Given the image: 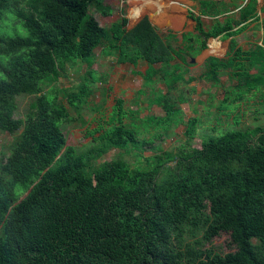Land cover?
Here are the masks:
<instances>
[{
  "label": "trees",
  "instance_id": "trees-1",
  "mask_svg": "<svg viewBox=\"0 0 264 264\" xmlns=\"http://www.w3.org/2000/svg\"><path fill=\"white\" fill-rule=\"evenodd\" d=\"M18 1L0 0V25L10 10L28 32L25 38L0 33V132H19L0 164V264H239L238 255L249 248L245 213L264 179V128L238 127L236 114L254 102L264 115V46L244 51L232 38L258 20L253 3L238 10L237 20L219 22L228 6L199 0L198 14H190L193 31L177 33L159 31L146 16L129 30L125 17L100 29L88 7L108 15L101 0H25L23 8ZM201 16L215 20L207 31ZM211 37L230 39L228 51L222 58L208 56L202 77L212 86L223 74L235 78L217 106L233 128L197 149L190 143L199 120L191 118L185 143L163 150L160 142L185 102L173 91ZM98 48L118 65L149 64L143 73L132 72L142 78L139 97L163 115L140 117L117 98L109 113L87 125L82 109L91 87L105 83L93 69ZM175 60L183 69L168 75L166 92L155 96L154 65ZM77 63L85 71L63 93L75 114L71 121L101 146L122 150L95 168L65 147L61 123L69 116L52 89L44 90ZM17 95L31 96L24 119L14 116ZM132 150L141 154L133 166L124 158ZM144 151L151 156L143 157ZM258 151L260 175L244 176L241 162ZM222 234L228 235L226 252L213 244ZM252 262L264 264V256Z\"/></svg>",
  "mask_w": 264,
  "mask_h": 264
},
{
  "label": "rangeland",
  "instance_id": "rangeland-1",
  "mask_svg": "<svg viewBox=\"0 0 264 264\" xmlns=\"http://www.w3.org/2000/svg\"><path fill=\"white\" fill-rule=\"evenodd\" d=\"M128 1L130 0H101L103 5L111 9V13L102 16L96 13L92 7H88V16L91 22L100 29L107 28L111 23L118 21L121 17H125L127 19L125 28L129 30L139 19L146 16L150 23L161 32L166 30L177 33L193 31L194 22L191 20L190 14H196L195 7L199 0H165L162 19L158 16H153L155 14L154 9H156L153 6V11L144 12L134 22H130L127 17L129 9ZM238 1L232 0L231 5L235 8ZM179 3H183L184 5L182 6ZM15 5L16 7L23 8L25 7V0H19ZM12 15L14 16V14ZM13 16H11L10 10L6 11L4 21L0 25V33L4 31L9 37H27V30L23 27L21 21L14 19ZM175 18L177 23L173 21ZM228 18L237 20L236 13L220 17V22H224ZM202 22L204 29L207 30L214 24L213 20L205 17H202ZM237 35L239 36L235 38L236 45L244 51L254 47L256 44L254 42H257L260 38V43L264 44V29H254L252 32L246 30ZM213 40L217 43L215 46L217 48H213L212 50L211 44L214 42ZM229 41L230 39L211 37L207 40L202 56H196L189 60L190 65L187 66V72L182 73L183 80L176 84L175 91H173V94H182L185 102L178 104L181 114L172 124V129L160 142V147L163 150H175L185 143L184 132L191 118L199 120L194 138L190 143L192 147L197 149L200 148L203 141L210 137H218L233 128L230 125V119L226 117L224 112L218 110L217 106L224 91H228L235 85V78H228L223 74L219 77L220 83L217 86H212L202 77L204 62L202 59H205L204 55L206 57L215 56L222 58L228 51ZM101 51V48L95 50L96 61L93 69L98 72L99 76H104L105 83H94L91 87L90 94L85 103L87 106H84L82 109L83 117L88 122L87 125L92 128L94 126L92 119L109 113L117 98L123 99L125 109H137L140 117L146 118L148 116L163 115L161 108L155 105L149 106L144 99L139 97V92L142 88L140 75L133 73L131 67H124L130 65H118L112 62L110 58L103 57ZM176 64L179 67H175ZM154 67L159 70L158 76L155 78L154 93L155 96L162 95L166 92L165 78L168 75L174 76L178 74L183 69V66L178 60H175L167 64H156ZM139 68L142 69V67ZM84 71L85 67L80 63H77L75 66L67 65L63 76L48 87H45L44 90L52 89L53 94L56 95L57 104L61 107L63 106L64 112L69 116L67 121L63 118V122L61 123L65 147H71L74 155L81 160L85 167L95 168L104 161L110 160L116 154L121 153L122 150L117 149L113 145L105 144L101 146L97 141L91 139L89 136H85V127L80 126L78 121H71V118L75 114L65 103L63 93L69 92L79 82ZM188 78H191L192 81H187ZM30 97L25 95L16 96V111L14 113L16 118L24 119L23 113ZM254 104L256 103H245L236 111L240 119L238 127L244 128L248 126L253 128L260 126L264 128V115L261 114L258 105L254 106ZM18 134L19 132L15 134L0 132V164L5 162L12 147L13 138ZM151 154L148 151H144L142 156L148 157ZM258 154L259 151L254 152L253 155L241 162L240 171L244 176L250 177L254 173V175H260L261 169ZM138 156H141V154L134 150L124 153V158L131 166L137 162ZM261 184V190L252 199L245 213L249 248L247 252L238 255L239 264H254L252 262L253 257L264 256V179ZM227 241L228 235L222 234L213 240V244L217 249H223L226 252L228 250Z\"/></svg>",
  "mask_w": 264,
  "mask_h": 264
},
{
  "label": "crops",
  "instance_id": "crops-1",
  "mask_svg": "<svg viewBox=\"0 0 264 264\" xmlns=\"http://www.w3.org/2000/svg\"><path fill=\"white\" fill-rule=\"evenodd\" d=\"M215 1H221V2H223L224 4H226L227 6H228V8H229V11L225 14V15H229V14H233V13H236V17H238V10L241 8V7H243L247 2H252L253 3V5H254V8H255V11H254V14H255V17L258 19L256 22H252V23H248L246 26H245V28L241 31V32H244V31H246V30H248V31H250V32H252L254 29H258V28H260V29H264V0H239L238 1V3H237V6L234 8L232 5H231V2H232V0H215ZM180 5H184L183 3H179ZM233 8V9H232ZM198 9H199V5L197 4V6L195 7V10H196V14L195 15H197L198 14ZM260 14H262L261 16H260ZM224 15V16H225ZM202 17H205V18H209V19H211V20H213V23H214V18H212V17H207V16H201L200 17V19H201V21H202ZM235 17V16H234ZM219 22H220V17L217 19ZM177 23V22H176ZM202 24H203V22H202ZM242 25H240V26H238V27H234L233 28V30H236L237 28H239V27H241ZM204 28V27H203ZM210 29V28H209ZM205 31H207V29H204ZM240 32V33H241ZM239 34V33H238ZM237 36H239V35H235L234 37H232L233 38V40L235 41V38L237 37ZM261 39V38H260ZM260 39L257 41V42H254V44H255V46L256 45H261V46H264V44H261L260 43ZM229 43V42H228ZM254 46V45H253ZM217 48V47H216ZM215 48V49H216ZM252 48V47H251ZM203 52V51H202ZM200 53L197 57H201L202 56V54L203 53ZM204 57H205V59L208 57H206L205 55H204ZM204 58L202 59V60H205ZM119 65H130V64H119ZM155 66V65H154ZM124 67H126V68H128V67H131V69H133V70H135V71H137V72H139V73H143L148 67H149V64L146 62V61H144V60H138V62H137V66H136V68H133V66L132 65H130V66H124ZM139 67H142V69L141 68H139ZM132 70V71H133ZM141 80H142V78H141ZM141 86H142V83H141Z\"/></svg>",
  "mask_w": 264,
  "mask_h": 264
},
{
  "label": "bare ground",
  "instance_id": "bare-ground-1",
  "mask_svg": "<svg viewBox=\"0 0 264 264\" xmlns=\"http://www.w3.org/2000/svg\"><path fill=\"white\" fill-rule=\"evenodd\" d=\"M164 1L165 0H130V1H128L129 9H128V16L127 17L129 18L130 22H134L144 12L153 11V6H155L156 9H154L155 14H153V16L154 17L158 16L162 19V15L164 14V9H163ZM171 11H173V10H171ZM173 21L176 23L177 22L176 18ZM216 45H217V43L215 41L212 42L211 49L213 50V48H215Z\"/></svg>",
  "mask_w": 264,
  "mask_h": 264
}]
</instances>
